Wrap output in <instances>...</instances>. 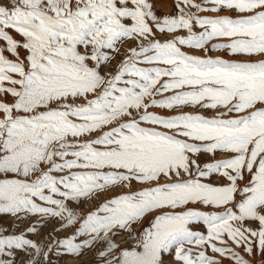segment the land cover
<instances>
[{"label":"snow or ice","instance_id":"1","mask_svg":"<svg viewBox=\"0 0 264 264\" xmlns=\"http://www.w3.org/2000/svg\"><path fill=\"white\" fill-rule=\"evenodd\" d=\"M174 5L0 0V264H264V0Z\"/></svg>","mask_w":264,"mask_h":264},{"label":"rangeland","instance_id":"2","mask_svg":"<svg viewBox=\"0 0 264 264\" xmlns=\"http://www.w3.org/2000/svg\"><path fill=\"white\" fill-rule=\"evenodd\" d=\"M154 5H155V11L157 12L158 15L160 16H165V15H172L175 13V5H174V0H154ZM167 10V11H166ZM172 13V14H171ZM182 35H186V32L180 33ZM162 39H167L169 37H161ZM197 55H200L201 53L197 52L195 53ZM227 58V57H226ZM5 223H10V221H5ZM21 227H26V225H21ZM49 229H45L44 231H48ZM33 239H38L39 237H30ZM93 257L91 254L83 255L79 259H72L65 257L61 264H90L92 261ZM74 260V261H73ZM260 257H257L256 260L253 261V264H259ZM73 261V262H72ZM225 264L227 262L225 261Z\"/></svg>","mask_w":264,"mask_h":264},{"label":"bare ground","instance_id":"3","mask_svg":"<svg viewBox=\"0 0 264 264\" xmlns=\"http://www.w3.org/2000/svg\"><path fill=\"white\" fill-rule=\"evenodd\" d=\"M166 11H167V10H166ZM171 14H172V13H171ZM38 239H39V238H38ZM73 261H74V260H73ZM73 261H72V262H73ZM70 264H71V263H70Z\"/></svg>","mask_w":264,"mask_h":264}]
</instances>
